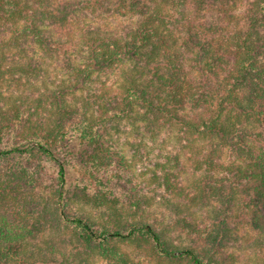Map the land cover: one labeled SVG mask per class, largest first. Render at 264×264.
<instances>
[{
	"label": "trees",
	"instance_id": "trees-1",
	"mask_svg": "<svg viewBox=\"0 0 264 264\" xmlns=\"http://www.w3.org/2000/svg\"><path fill=\"white\" fill-rule=\"evenodd\" d=\"M98 259L264 264V0H0V264Z\"/></svg>",
	"mask_w": 264,
	"mask_h": 264
},
{
	"label": "rangeland",
	"instance_id": "rangeland-1",
	"mask_svg": "<svg viewBox=\"0 0 264 264\" xmlns=\"http://www.w3.org/2000/svg\"><path fill=\"white\" fill-rule=\"evenodd\" d=\"M139 137H142L141 134H139L138 131H135L133 128H125V126H123V128L120 129L119 131L120 142L123 144L122 147L124 148L125 154H127L129 158L135 161L133 172H134V179L136 181H133V183L135 184V182H138L139 184L140 181H142L141 178L143 177V179H145L148 182V186L146 187L145 191H142L141 187L138 188L140 191H142L141 194H148L154 196L156 199L151 201L152 204H154L157 207V209H161V208L163 209L164 207H166L165 202L162 198L163 189H160L159 192L157 191L154 192L152 190L153 187L155 188V185H158L157 182L155 181L154 183L153 182L154 180L152 179V174H153L152 171H155V168L152 165L154 162L152 161V159L144 160V158L142 159L138 158L137 153L141 152L139 146ZM145 137L148 139V136ZM173 142L176 143L177 145L179 144L176 137H173ZM74 182H75L74 172L69 171V173L67 174V186L72 187ZM94 209L95 208L93 206H89L88 210L93 213L97 212L98 215H95L97 219L99 220L104 219L105 214L101 215L100 212ZM246 258L247 256L245 257V259ZM97 264H107V262L104 259H98Z\"/></svg>",
	"mask_w": 264,
	"mask_h": 264
}]
</instances>
